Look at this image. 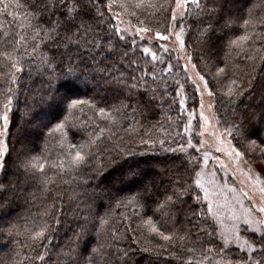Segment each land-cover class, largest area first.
<instances>
[{
    "label": "snow or ice",
    "instance_id": "6c2138e0",
    "mask_svg": "<svg viewBox=\"0 0 264 264\" xmlns=\"http://www.w3.org/2000/svg\"><path fill=\"white\" fill-rule=\"evenodd\" d=\"M217 2L218 0H174V3L172 0H162V2L161 0H58V2L57 0H24V3H20L19 0H0V14L12 17V20L8 21V27L0 24V29H2L0 57L9 66L7 72H0V79L7 78L9 85L0 90V172L7 171L8 157L12 152V147L7 139L12 135L10 114L14 109V93L17 91L15 86L19 83L18 76L23 71L22 66L26 59L31 60L32 57L38 55L40 66L52 73L58 67L62 68L63 77L69 85H72L80 80V76L75 74L79 62L72 61V53L68 51L69 48L89 53L99 52L103 57L106 53L107 55L115 53L116 42L130 39L132 46L138 47L141 43L145 44L139 50L145 55H151L152 61H157L162 57H158L157 53L147 44L157 38L169 40L174 36L177 46L175 49L177 56L174 59L179 62L183 58L179 53H186L184 37L188 29L185 27L184 21L193 14L197 17H211L217 12L215 6ZM262 4H264V0H262ZM260 6L257 4L249 6L242 22V33L230 37L226 42L225 46L229 53L235 52L237 56L243 54V58L250 61L254 57L248 55L249 51L264 52V43L257 46L258 42L264 40V15H261L259 21L252 20L254 9ZM13 7L23 8L24 11H12ZM159 10L171 11L167 35L156 31L155 36L152 37L153 30L144 26L143 17L148 13L155 14ZM53 13H57L56 19H52ZM133 20L136 21L135 24L132 23ZM97 21L107 22L109 25L104 29L105 35L103 36L96 31ZM249 25L252 26V31H248ZM257 27L260 31H256ZM209 30L210 25H206L204 32ZM201 36H203V32ZM136 37L140 38L139 41ZM150 37L151 39H149ZM45 47L48 50L42 51V48ZM61 48L64 49L63 52H61ZM172 50L167 46L160 48L162 53ZM130 51H132L131 48L124 51L121 54V59L129 60ZM132 54L135 55V52ZM65 56L68 57L66 64L64 63ZM186 56L185 71L193 58L191 54L186 53ZM260 59L264 61V55ZM129 63L136 64V61L129 60ZM192 67L196 68L197 65L193 64ZM171 70V64L164 69L165 72ZM97 71L111 77L110 80H106V83L126 86L122 74L118 77L111 76V70L105 73L104 68ZM147 75L155 77L156 74L153 72ZM196 76L199 82L194 80L192 83L195 85V93L200 97V130L199 132L194 131L193 121L196 109H193L187 113L188 120L184 126V132L189 134L186 144L178 145L176 148L165 147L166 140H157L152 130L147 129L138 141L139 145L148 146L143 151L137 152L135 149L128 150L120 148L119 144L115 145L123 153L125 163H127V167L122 172L121 183L129 188L130 193L117 200L116 205L132 209V217L121 213V221L129 222L126 231L133 232V243H136V230H139L141 234L147 233L150 237L157 236L165 244L171 242L173 247L179 241L180 253H170L179 264H261V260L264 258V176L259 173L254 174L251 167L248 166L247 172L243 173L250 184L248 191H245L244 188L237 190L235 187H229L226 182L221 185L216 180V171L211 173L206 171L210 159L218 160L219 157H211V153L205 151V148L209 146V140L205 139V136H208L211 143L216 146L215 151L225 153L233 159V162L244 157L245 153L239 150L234 141L256 135V132L251 128L244 127L246 118L242 112L237 111L238 102L246 96L249 101L254 99L257 83L251 77L244 81L234 74L229 75L227 65L216 67L210 77L208 73L201 74L199 71L196 72ZM139 79L141 82L143 81V77ZM136 80L137 78L133 77L131 88L137 87ZM182 88L183 85L177 89L178 95ZM69 95L70 89L60 94L57 101L58 103L66 101L63 118L58 119L56 123H51L49 120L44 125L47 128V132L44 133V149L39 154H32L31 149L22 144L20 151L24 153V156L21 162L16 165L18 170L22 169L32 177L39 176L38 182L43 185L45 192L49 191L50 186L55 184L58 178L77 173L91 159L94 154L93 149L105 140L106 135L109 140L115 136L112 131L114 127L131 120L132 122L128 124L125 132L134 135H139L137 129L141 127L140 121L136 119L137 113L140 112L138 103L121 101L119 105L101 107L96 101L69 99ZM205 95L212 100L207 105L204 100ZM127 99L130 101L131 96ZM184 103L182 98L181 108L184 107ZM217 103L224 105L225 115H221L217 109ZM85 106L92 110V116L89 117L88 123L94 134H90L86 141L72 143L69 133L72 128H76L74 122L79 119L76 113L78 111L83 113ZM257 106L260 111L254 119L259 125L261 121H264V83L260 85V101ZM228 108H232L231 118L227 115ZM246 108L247 106H245V110ZM48 123H51V127H48ZM81 124L83 126V122ZM100 124H105L106 127H100ZM164 135L167 137V133ZM196 138L199 139V143H194ZM49 139L56 141L58 152L55 160L52 159L51 152L48 150L47 141ZM157 144L164 151L182 152L188 156L191 168L187 171L192 180L191 184L184 186L183 179L178 176L177 180L173 182L172 190L169 191L165 188L161 193L152 180L145 181L146 169L140 165L136 158L143 157L147 152H155ZM248 147L249 150L259 147L261 154L264 155V143L258 144L256 139H252L248 142ZM189 149H193L197 155L203 153L202 160L189 154ZM198 164L202 167H196ZM220 167L223 168L225 165L221 162ZM49 170L52 173L50 176L45 174ZM75 179V175H72V180ZM132 187H136L137 190L132 191ZM6 190L5 186L0 184V192ZM225 191L231 194L230 197L224 196ZM188 192L196 193L193 200L201 204V208L194 213L193 217V228L197 234L195 240L191 238L189 232L181 234L179 228L170 232L165 231V226L169 223L170 218L171 223L175 224V217L179 213L176 205L180 204V207H183V197ZM81 203L86 204V201ZM205 204L206 209L203 207ZM63 212L62 194H58L53 204L24 219L23 231L27 234V240L30 243L28 244L29 253L22 257L20 264H25V262L26 264H53L51 254L56 245L52 242L57 238ZM189 216H193V214L187 213L186 219ZM133 217L138 221L136 229L131 227ZM109 223L110 218L107 214L100 217L97 235L101 230L107 229ZM197 224L200 227L197 228ZM92 226L96 225L92 224ZM13 228L17 229V235H19L18 224H9V235L11 236ZM88 230L89 221L85 217V222L81 225V230L77 233L76 238L69 239L61 245V250L56 254L58 259L55 264H108L109 254L99 243L88 251L87 256L83 254V251L87 250L88 238L86 234ZM112 235L116 236L115 229L112 230ZM82 241L83 249H80ZM218 245L220 246L218 247ZM231 245H235L239 249L237 254L239 259L233 260L232 257L225 259V254L232 251ZM118 252L120 259L126 260L128 253L123 249H119ZM245 253H247L246 257ZM216 255L220 256L219 260H214ZM61 256L63 259H59Z\"/></svg>",
    "mask_w": 264,
    "mask_h": 264
},
{
    "label": "trees",
    "instance_id": "16d2710c",
    "mask_svg": "<svg viewBox=\"0 0 264 264\" xmlns=\"http://www.w3.org/2000/svg\"><path fill=\"white\" fill-rule=\"evenodd\" d=\"M19 2L24 3V0H19ZM172 2L174 3V0ZM251 4L261 5L252 13V20L259 21L261 15H264L262 0H218L215 5L217 12L211 17H197L193 14L184 21L185 27L188 29L184 39L187 54H191L195 65L203 68V74L208 73L210 77L216 67L227 65L229 75L234 74L244 81L250 77L255 79L257 83L255 98L249 101L247 96L244 97L242 101L238 102L237 111L242 112L246 118L244 127L251 128L256 132V135L247 136L234 141V143L241 152L245 153L246 160L253 165L256 164L257 166H255L264 176V155L261 154L259 147L254 150H249L248 147V142L252 139H256L258 144L264 143V121L257 125L254 119L260 111L257 105L260 101V85L264 83V61L260 57L264 55V52L249 51L248 55L254 57L249 61L243 58V54L237 56L235 52L229 53L225 46L230 37L242 33V22ZM11 10L24 11L23 8L16 9L14 7ZM56 15L57 13H53L52 19H56ZM170 18V10L167 12L159 10L155 14L148 13L143 17L144 26L150 27L154 35L156 31L167 35ZM11 20L12 17L0 14V24L5 27H8V21ZM133 21L136 23L135 20ZM112 22L114 23V21ZM206 25H210V30L204 32ZM108 26L107 22L97 21L96 31L103 36L105 35L104 29ZM252 30V26L249 25L248 31ZM256 31H260L259 27ZM61 32L63 34L62 29ZM202 32L203 36H201ZM0 33H2V29H0ZM261 43H264V40L258 42L257 46ZM143 46H145L143 43L138 47L132 46L130 39L116 42L115 53L113 55L106 53L103 57L99 52L89 53L69 48L68 51L72 53V61L79 62L75 74L80 76V80L72 85H69L63 77L62 68L58 67L52 73L41 67L38 55L32 57L31 60L24 61L23 71L18 76L19 83L15 86L17 91L14 93L13 113L10 114L12 135L7 139L12 147V152L8 157L7 171L0 176V184H3L7 189L0 192V264H20L22 257L28 255L30 242L27 240V234L23 231L24 219L53 204L58 194H62L64 212L57 238L52 242L56 245L51 254L53 264L58 259L56 254L61 250V245L69 239L76 238L77 233L81 230V225L85 222V217L89 221V230L86 234L88 238L87 250L83 251L85 256L92 247L99 243L109 254L108 264H179L170 255L172 252L180 253L179 241L173 247L171 242L165 244L157 236L150 237L147 233L141 234L139 230H136V243H133V232L126 231L129 222L121 221V213L132 217V209L116 205L117 200L130 193L129 188L121 183L122 172L127 167V163H125L123 153L115 145L119 144L120 148L135 149L137 152H141L148 146H141L138 141L147 129L152 130L157 140L165 139V147L176 148L178 145L186 144L189 135L184 132V126L188 120L187 113L193 111L198 105L194 85L181 66V60L177 62L174 59L177 54L173 51L162 53L157 43L147 44L157 53L158 57H162V59L152 61L151 55H145L139 50ZM129 48L132 49L129 52V60H135L136 64H130L129 60L121 59V54L128 51ZM47 50L46 47L42 48V51ZM63 51L64 49L61 48V52ZM132 52H135V55ZM67 59L68 57L65 56V64ZM57 62L59 63V61ZM169 64L172 65V70L165 72L164 69ZM0 65H3L0 66V72L9 70V66L2 57H0ZM137 65L139 66L137 67ZM100 68H104L105 73L111 70V76L118 77L122 74L126 86L106 83V80H110L111 77L97 71ZM153 72L156 74L155 77L147 75ZM133 77L137 78L135 81L137 87L135 88L130 87L133 84ZM140 77H143L142 82ZM182 85L183 88L178 95L177 89ZM8 86L7 78L0 79V90ZM69 89V99L96 101L101 107L119 105L121 101L138 103L140 112L137 113L136 119L140 121L141 127L137 129L139 135L125 132L128 124L132 122L131 120L114 127L112 131L115 136L109 140L106 135L105 140L93 149L94 154L91 159L77 173L58 178L56 183L50 186L49 191L45 192L43 185L38 182L39 176L32 177L22 169L18 170L16 165L21 162L24 156V153L20 151L22 144L27 145L32 154H39L44 149V133L47 132L44 125L49 120L51 123H56L58 119L63 118L66 101L62 103L57 101L59 95ZM129 96H131L130 101L127 99ZM194 96L195 99H193ZM182 98L185 101L183 108L180 104ZM245 106H247L246 110ZM217 109L221 115H225L222 103H217ZM231 112L232 108H228L229 118H231ZM76 115L79 116V119L74 122L76 128H72L69 133L72 143L86 141L90 134H94L88 123L89 117L92 116V110L85 106L83 113L78 111ZM81 122H83V126ZM51 123H48V127H51ZM197 123L195 115L193 121L195 132L198 130ZM100 127H106V125L100 124ZM164 133H167V137ZM194 143H199V139H194ZM47 144L51 157L55 160L58 152L56 141L49 139ZM156 149L155 152H147L143 157L136 158L140 165L146 169L145 181L152 180L161 193L165 188L171 191L173 182L177 180L178 176L183 179L184 186L192 183L187 171L191 165H189L188 156L185 153L164 151L159 148V144L156 145ZM188 151L189 154L200 159V155H197L193 149ZM101 165L103 167H100ZM196 167L199 168L200 164ZM45 174L50 176L52 173L49 170ZM72 175H75V180H72ZM65 181L70 182L66 183ZM131 190L136 191L137 189L132 187ZM106 192L108 194H105ZM195 194L188 192L183 197V207H180V204L176 205L179 213L175 217V224L171 223L170 218L169 223L165 226V231L170 232L179 228L181 234L189 232L193 240L197 239L193 228V217L194 213L201 208V204L193 200ZM82 201H86V204L81 203ZM203 207L206 209V204ZM189 212L193 216L186 219V214ZM105 214L110 218V223L107 229L101 230L97 235L98 220ZM156 218L159 219V217ZM137 222L135 217L131 219L132 229H136ZM9 224H18L20 234L17 235V229L13 228L10 236ZM92 224L96 226H92ZM196 227L198 228L200 225L197 224ZM113 229L116 231L115 237L112 235ZM79 247L83 249V241ZM230 248L232 251L225 254V259L228 257H232L233 260L239 259L238 248ZM119 249L128 253L126 260L120 259ZM59 259H63V257L61 256ZM219 259V255L214 256V260ZM263 260L264 258H262L261 264Z\"/></svg>",
    "mask_w": 264,
    "mask_h": 264
},
{
    "label": "rangeland",
    "instance_id": "374dc122",
    "mask_svg": "<svg viewBox=\"0 0 264 264\" xmlns=\"http://www.w3.org/2000/svg\"><path fill=\"white\" fill-rule=\"evenodd\" d=\"M132 23L135 24L134 21H132ZM154 36L155 35L152 34V37H154ZM136 39L139 40L140 38L136 37ZM149 39H151V37ZM153 43H157L159 48H161V46H167L168 48L173 49L172 51L177 54V51L175 50L177 48V46L175 45V37L174 36L169 40H161V39L157 38V39H154L152 41V43H148V44H153ZM186 53H187V49H186ZM186 53L185 52L179 53V55L181 57H183L182 59H180L181 60V66L183 67V69H184V65L187 62ZM193 64L194 63L192 60L191 63H188L187 71H185V69H184V71L188 75V78L191 77V79H189L191 81V83L194 80L199 82L198 77L196 76L197 71H199L201 74H203V68L199 67V66H197L196 68H193L192 67ZM194 88H195V85H194ZM197 99H198V105L195 109H196V118L198 121V123H197L198 130L196 132H199V130H200L199 129V102H200V97L198 94H197ZM204 100H205L206 105L208 103L212 102L211 98L207 97V95H205ZM210 131H211V129H210ZM205 139L209 140V146L205 148V151L210 152L211 157H219L218 160L210 159V162L207 165L206 171L209 173L216 171V173H217L216 180L221 185H223L226 182L229 187H235L237 190H239L240 188H244L245 191H248L250 184L247 181L246 176L243 173H246L248 166H250L254 174L255 173L261 174L260 173L261 171L259 172V169L256 167L257 165L255 164L256 165L255 166V165L249 163L246 160L245 155L242 159H240L236 162H233V159L229 158L225 153H218L215 151L216 146L211 143V140L208 136H205ZM199 155H200V160H202L203 153H200ZM221 162L225 165V167H223V168L220 167ZM258 166L261 167L260 164H258ZM200 167H202V165H200ZM2 173L3 172H0V176ZM206 179H207V177H206ZM241 181H243V183H241ZM230 195L231 194L228 193L227 191L224 192V196L230 197ZM221 199H223V197H221ZM245 206L247 207L248 205L246 204ZM241 235L243 236V233H241ZM230 247H236V246L231 245ZM244 255L246 256L247 253H245ZM262 264H264V260H263Z\"/></svg>",
    "mask_w": 264,
    "mask_h": 264
}]
</instances>
